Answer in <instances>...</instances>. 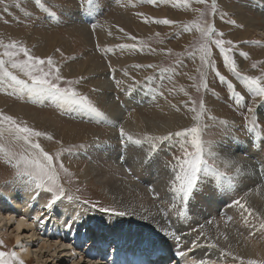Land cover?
<instances>
[{"label": "rangeland", "instance_id": "rangeland-1", "mask_svg": "<svg viewBox=\"0 0 264 264\" xmlns=\"http://www.w3.org/2000/svg\"><path fill=\"white\" fill-rule=\"evenodd\" d=\"M42 3L49 11H55L58 19H53L44 8L38 7L35 0H3V3H0V41L4 44L16 41L26 47L33 56L45 60L51 57L55 66L60 69V75L65 80H79L78 84L73 85L77 91L86 95L109 117L107 122L99 121L83 110L61 106L50 97H29L26 93L8 87L7 83H0V113L10 115L18 123L23 122L28 127L52 137L51 140L47 139V136L34 139L54 157L60 153L59 163H63L69 173L66 175L59 172V183L66 193L63 197L66 200V207L63 210L68 213L73 211L70 221L75 220L79 223L71 228L70 235L72 233L71 236L75 239L64 238L59 241L55 238L48 240L50 243H45L38 236H31L30 230L17 231L13 221H6L5 215L0 213V241H3L0 251L16 252L19 241L21 244L29 245V255L25 264H114L112 256L109 253L105 255V249L90 248L109 236L111 226L102 223L81 205L89 206L92 211L100 210L102 213L115 216L118 212H125L132 217L134 213L137 215L139 213L135 211L133 202L129 203L133 204L132 208L123 206L131 210L130 213L123 210L121 205L114 201L111 191L104 189L96 181L95 175L89 168L87 169L91 164L90 157H100L96 148L91 145L99 146L106 141L121 143L120 128L134 139H141L145 134L162 136L169 131L190 127L194 123L192 119L194 113L190 109L195 106L199 111L201 99L204 101L207 114L217 117L216 121H212L205 115L203 123L208 127L204 129L203 138L214 141L215 150L221 156H231L241 161L245 170L246 175L240 177L235 184L234 188L239 193L235 200L245 203L246 207L252 210V215L264 218V177L260 175L258 163L264 161V142L253 143L252 134L246 131L244 120L248 114L247 107L253 104V99L243 87L240 78L230 71L215 44L209 45L211 49L209 59L215 65V70L207 64H202L200 59L202 53L199 51L201 33L197 29V24L203 26L205 21L212 23L217 32L223 33L222 37L214 39L233 42L231 45L225 44L224 47L231 49L227 54L235 61L241 76H259L264 73V0H216L217 12L214 15L209 14V9L195 0H187L186 3L181 0H99V7L91 14L81 11V0H42ZM208 3L210 5L211 0H208ZM197 9L205 12V15L201 17ZM163 19L176 23L165 25L156 22ZM104 24L108 28H113L108 30ZM184 25H188L190 30L186 31ZM81 27L87 31V38L79 31ZM122 45L128 47H121ZM3 51L4 49L0 48V53ZM241 53H247V58ZM20 58H23L22 54ZM253 63L257 64L256 68H252ZM79 66L82 69L81 73L73 75L71 71L80 69ZM10 70L22 79H27L17 70ZM217 71L225 77L224 82L216 75ZM229 82L245 97L246 105L238 106L235 103L227 87ZM203 83L207 84L206 89L202 86ZM129 87H132L130 94L127 91ZM130 101L134 104L128 109L126 103ZM258 113L264 125V107L259 108ZM220 120L228 121L229 128L225 129L220 125ZM70 130L71 132L76 130L78 133L71 134ZM79 136L91 137L78 140ZM70 139L72 141H69ZM9 146L17 153L23 151L20 144L15 142H9ZM132 146H134V150L130 151L133 153L132 157L139 159L145 166L144 170H139V173L144 175L140 177L141 181L138 176L130 177L137 191L143 193L146 201H149L142 205L143 208L140 210L150 208L152 210L150 214L155 213L154 217L162 218L161 228L181 235V240L176 242L163 232L159 233L165 239L174 241L177 246L180 244L188 247L189 252L182 251L184 256H179L180 264H193L192 260L196 261L199 258L209 261L210 264H242V261L246 264L247 259L242 258L241 253L247 254L245 248L247 244H244L242 238L251 237L241 229V225L244 224L243 228H246L245 224L253 219L247 218L246 221L243 218L242 224L236 223L233 218L229 220L228 217L232 215H236L237 218L248 217V213L238 205L231 206L233 201L220 207V202L224 198L222 196L218 199L220 204L216 205L211 197L217 198V191L219 192L221 188L216 187L214 182L206 183L202 190L195 192L194 198L190 199L186 207L179 202L175 208L170 207L174 193L170 191L169 184L171 168L166 165L174 156L181 155L178 139L163 142L158 153L147 161L148 144L133 143ZM128 148L131 147L120 145L114 150L125 152ZM159 150L162 152L165 150L166 162L159 161ZM238 154L241 158L235 157ZM15 172L16 169L12 165L0 158V189L4 187L5 182L15 179ZM146 174L152 176L150 178L146 176L148 178L146 179L144 178ZM150 182L152 183L149 184ZM144 184H147V187L144 188ZM117 188L113 190L116 192ZM121 188L125 189L123 186L119 187L120 190ZM68 196L72 199L69 200ZM211 204L212 209L216 207L215 213L206 209V206ZM56 206L57 203L52 208L54 213L57 212ZM230 207L232 210L226 211ZM181 212L183 215H180ZM138 218L135 220L145 222L144 218ZM259 220L262 221L261 218ZM205 223L210 226V230L219 225L217 228L219 233L230 228L232 232L229 235L230 239L228 237L227 240L232 242L228 246L234 248L237 253L240 252V255L237 253L235 256L227 255L222 237L214 238L213 231L210 238ZM152 224L156 231L155 226L158 224ZM58 230L60 231V228ZM201 231L205 236L199 235ZM193 240L197 243L195 247L192 245ZM158 241L155 238V242ZM113 243H109L108 248ZM209 243L216 244V247H208ZM256 243L264 250V236L259 235ZM124 245L130 247L128 241ZM177 246L172 247L176 250ZM203 249L208 250L202 252ZM186 253H194L196 257L189 258ZM172 256L173 254L169 259Z\"/></svg>", "mask_w": 264, "mask_h": 264}, {"label": "snow or ice", "instance_id": "snow-or-ice-1", "mask_svg": "<svg viewBox=\"0 0 264 264\" xmlns=\"http://www.w3.org/2000/svg\"><path fill=\"white\" fill-rule=\"evenodd\" d=\"M181 2L186 3L187 0H181ZM195 2L205 5L209 9V14L214 15L217 12L216 0H211L210 5L208 0H195ZM0 3H3V0H0ZM35 4L38 7L44 8L53 19H58L56 12L49 11L48 8L44 7L42 0H35ZM97 7H99V0H81V11L85 14H91ZM197 11L200 12L201 17L205 15V12L200 9H197ZM156 22L165 25L176 23L169 19L158 20ZM230 23H235V21H230ZM184 29L186 31L190 30L188 25H184ZM197 29L201 33L199 51L202 53L200 57L202 64H207L215 70V65L209 59L211 56L209 45L215 44L220 49L230 71L240 78L243 87L253 99V104L247 107L248 114L244 117L245 129L248 133L252 134L254 144L257 141L264 142V125H262L258 113V109L264 107V73L259 76H241L237 71L235 61L227 54L231 49L224 47L225 44L231 45L233 42L220 38L214 39V37H222L223 33L217 32L214 25L208 21H205L203 26L197 24ZM121 31L123 30L121 29ZM121 47H128V45H122ZM0 48L4 49L0 53V83H7L8 87L16 89L20 93H26L29 97H50L59 102L61 106L74 107L87 112L99 121H108L105 113L93 104L86 95L77 91L73 86L78 84L79 80H65L60 75V69L55 66L51 57L45 60L33 56L26 47L18 44L16 41H11L7 44L0 41ZM21 54L23 58H20ZM241 55L247 58V53H241ZM45 67L47 70H45ZM149 67L152 66L149 65ZM256 67L257 64L253 63L252 68ZM10 69L17 70L24 77H27V79H22ZM216 75L222 82L225 81V77L220 75L218 71ZM202 86L205 89L207 88L206 83H203ZM227 87L238 106L246 105L245 97L236 91L232 83L229 82ZM127 91L130 94L132 87H129ZM193 103L195 104L196 102ZM190 110L194 113L192 117L194 121L193 125L177 131H169L166 135L152 136L145 134L141 139H134L123 128L119 129L122 143L131 142L136 145L148 144L146 161L152 158L163 142L170 141L173 138L178 139L181 155L174 156L172 161L166 165V167L171 168L172 172L169 181L170 191L174 193L173 203L170 206L172 208L176 207L177 202L182 203L186 207L190 199L194 198V193L202 190V186L206 183L214 182L215 186L221 189L234 188L237 180L246 175L240 161L231 156H221L215 150L214 141L203 138L204 129L208 127L207 124L203 123L205 115H207V119L209 120H217V117L207 114L203 99L199 101V111H197L195 106ZM219 124L223 125L225 129L229 128V122L226 120H220ZM41 136H47V134L28 127L23 122L18 123L10 115L0 113V158L16 169L15 178H26L24 182L30 186V190L34 193L33 199H37L41 192L51 194L44 208L52 209L66 195L64 188L59 183V172H63L66 175L69 173L63 163H59V152L54 157L46 152L38 142H35L34 138ZM47 139L51 140L52 137L47 136ZM9 142L20 144L23 151L19 153L13 151L9 146ZM258 163L260 175L264 177V161H258ZM0 198H3L2 193H0ZM67 198L69 200L72 199L71 196ZM233 205H238L240 209L248 213V216L252 215V210L246 207L245 203H241L240 200L233 201ZM101 210L106 211V209ZM115 214L119 216L126 215L125 212ZM180 215H183V212ZM144 218L147 219V217ZM247 218L244 217L246 221ZM20 219L23 221L25 218L21 217ZM29 219H35V222L41 225L45 223V218H41L40 216L35 218L29 217ZM228 219L231 220V217H228ZM75 223V220L72 223L66 222L65 227L70 230ZM208 223L212 222L208 221ZM21 227V225H18V230ZM200 227L203 228V225ZM260 227L264 229V222L260 224ZM160 231L165 236L174 238L176 242L181 240V235L170 232L167 228L162 227ZM193 231H196V229H193ZM199 235L203 236V231ZM197 239H199V236ZM192 243L196 245L195 240ZM17 246H20L22 251H26L20 245L19 241H17ZM0 247H3V241H0ZM208 247L214 248L216 244L209 243ZM176 255L182 257L184 253L177 251ZM227 255L232 254L227 253ZM234 259L241 258L234 257ZM0 264H25V261L15 251H0ZM193 264H210V262L207 260H199L193 261ZM242 264H245V262L242 261ZM246 264H264V258H250L246 261Z\"/></svg>", "mask_w": 264, "mask_h": 264}, {"label": "bare ground", "instance_id": "bare-ground-1", "mask_svg": "<svg viewBox=\"0 0 264 264\" xmlns=\"http://www.w3.org/2000/svg\"><path fill=\"white\" fill-rule=\"evenodd\" d=\"M105 26H106V28H108L107 25H105ZM81 28L82 29L79 31H81L84 34V36L87 38V31H85L84 27H81ZM110 28H113V27H109L108 30ZM106 31H105V33H106ZM101 32L103 33V31H101ZM99 35H100V33H99ZM79 67H80V69L77 68L76 71H74V72L71 71V73L73 75H75L76 73L80 74L81 73L80 71H82V69H81V66H79ZM90 69H92V67ZM69 71H70V68H69L68 72ZM68 72L66 73V75L68 74ZM132 104H134L133 101L132 102L130 101L128 104L126 103L127 108L129 109L131 107L130 105H132ZM144 104H145V102H144ZM120 110L124 111V109H120ZM118 114H119V112H118ZM43 123H44V121H43ZM138 125H140V124H138ZM48 126H50V125H48ZM129 127H131V126H129ZM112 130H114V129H112ZM75 131L76 130H74L73 132H75ZM70 132H71V130H70ZM73 132H71V134H73ZM83 134L85 135L86 133H83ZM63 135H65V134H63ZM86 135H89V134H86ZM90 137L89 136H87V137H85V136L80 137L79 136L77 138L79 140V139H83V138L88 139ZM66 138H67V136H66ZM71 139L69 141H72ZM73 139H74V137H73ZM110 139H112V138H110ZM120 139H122V138H120ZM103 143H104V141H103ZM92 144H93V142H92ZM132 144L133 143H131V142L111 143L109 141H106L104 144L99 145V146L90 144L91 146L96 148V151L98 152L100 157H98V156L90 157L89 162L91 164L89 165V167L87 166V169L89 168V171H91L95 175V177L97 178L96 181L98 183H100L104 189H108V191H111V193L115 199L114 201L116 203L118 202L119 205H121L123 210L130 213L131 210H127V208L131 207V205L133 206V204H134V207L136 209V210L135 209L134 210L139 213V215L134 213V217H132L128 214H126L124 216H119V215L115 216V215H110L107 213H102L100 210L92 211L91 208H89V206H85L84 204L81 203L82 204L81 206L83 209L89 210L92 213V215L95 216L97 219L101 220L102 223L111 226V231L109 233V236L107 238L104 237L103 239H101L100 243L96 244L95 247H90V248L92 250L105 249V255L107 253H109V255L112 256L111 259H112V261H114V264H160L163 262L166 264H180L181 261L179 259V256L176 255V252L177 251L189 252L188 247H185L184 245H180V244L177 246L174 241H169V240L165 239V237H163L161 234H159L160 233L159 228H161L162 218H158L157 216L154 217L155 213H154V215L150 214L149 212L152 211L150 208H148L145 211H144V209L140 210L141 208H143L141 206L145 205L149 201H146L143 193H140L137 191V189L135 187L136 185L134 186V183H133L134 181L132 182L131 178L138 176L137 178L139 179L141 176H144V175H141V173H139V170H144L145 166H143L140 163L139 159H135L134 157H132L133 153H130L131 150H134V146H132ZM120 145H123L126 148L127 147H131V148L126 149L125 152H121L119 150H118L119 152H116L114 149L119 148ZM106 148H111V149L107 150ZM164 154H165V150H163V152L159 150V155H160L159 161L166 162L165 161L166 157H164ZM239 156H241V155L240 154L235 155V157L241 158ZM240 163H241V161H240ZM159 164H160V162H159ZM245 164H247V163H245ZM149 175H151V174H149ZM146 176H148V175L146 174L144 178H146ZM151 176H148V178H150ZM129 178H130V180H129ZM144 178L142 177V179H144ZM148 178H146V179H148ZM25 180H26L25 178H15L9 182H5L3 184L4 187L0 189L1 193L3 194V198H0V213L5 215V218H6L5 220L8 222L13 221L14 227L17 231H19L18 225L22 226L20 228V230H22V229L30 230L31 236L32 235L38 236L41 240H43V242L45 241V243L49 242L48 240L55 239V238L59 239V241H60V239H64V238H66V239L70 238L72 240L75 239V237L71 236V235H73L72 233L70 235V232H72L71 229L69 230L65 227L66 222L72 223L70 221V219L72 217L71 213L73 212V211H69V213H68V212H65L63 210V208L66 207L65 206L66 200H64V198H62L60 201L57 202L58 208L56 206L57 210L55 209L57 212L54 213V211L52 209L44 208V205L47 203V200L50 198L51 194H47L46 192H41L40 196L37 199H33L32 197H33L34 193L30 190V186L24 182ZM162 180H164V179H161V181ZM140 181H141V178H140ZM146 182H148V181L146 180ZM146 182H144V183H146ZM164 182H165V180H164ZM151 183L152 182H150L149 184H151ZM160 183H162V182H160ZM146 185L147 184H144V188L147 187ZM122 186L125 188L124 190H122V188H121V190L119 189V187H122ZM138 186H139V183H138ZM141 186H142V184H141ZM115 187H118L116 192L113 190V188H115ZM158 188H160V187H158ZM158 188H156V189H158ZM146 189H148V188H146ZM151 189H152V187H151ZM156 189L153 188V190H156ZM152 191H150V192L152 193ZM161 192H162V189H161ZM147 193H148V191H147ZM154 193H157V192H154ZM217 193H218V194H216L217 198L216 197H211V198L213 199L212 201L215 202V204L221 203L220 207L228 205L227 202L234 201L239 196L238 195L239 193H238L237 189H235V188L234 189H232V188L221 189L219 192L217 191ZM153 195H155V194H153ZM220 196L224 197L222 202H220L218 200L219 198H221ZM163 198H165V197H163ZM72 201H74V199ZM72 201H69V202H72ZM150 201H151V199H150ZM131 202H133V204H129ZM218 202H220V203H218ZM212 204L207 205L206 209L209 210L210 212H212V210H213V213H215L216 207H214L212 209V207H213ZM215 204H213V205H215ZM125 205H127L128 207ZM123 206L127 207V208H124ZM231 206L237 207L236 205H231ZM145 207H147V205ZM218 210H217V212H218ZM231 210H232V208L230 207L226 211H231ZM156 213H157V211H156ZM74 215H76V213ZM38 216H40L41 218H45V223L43 225L36 223L35 219H29V217L35 218ZM216 216H218V215L216 214ZM258 216H259V214H258ZM21 217H24L25 219L23 221H21V219H20ZM138 217H142V218L147 217V219L144 218L145 222L135 220ZM156 217H157L159 222H157ZM208 217H210V216H208ZM238 217L239 218H237L236 215L235 216L232 215L231 218L235 219L234 221L236 223L242 224V220L246 216H238ZM259 218H261L262 221L264 222V218H262V217H259ZM259 218L255 215L248 216V219H253V220L248 221L245 224L246 228H243L244 224L241 225V229L245 233L250 234V237H251L249 239L248 238L247 239L242 238L244 241V244H247L245 247V248H247V254L241 253V257L244 259H247V260L250 258L251 259L264 258V250L260 249L258 247V244L256 243L257 238H259V235L264 236V229H262L260 227V224L262 223V221L259 220ZM76 223H78V222H76ZM152 223L158 224V226H155L156 231H154V229H153L154 226ZM75 224L73 226H75ZM58 228H60V231L58 230ZM217 228H219V225H216L214 227V230H210V226H208L207 224L205 226V229H206L209 237L212 238L210 236V234L214 231V234H213V235H215L214 238H216L218 236L222 237V241H223V244L226 246L225 250L227 251V253H231L232 254L231 256H235V253H237V251L234 248L228 246L231 244L232 241L230 242L227 240L232 231L229 228V229H223L219 233V230ZM110 234H111V236H110ZM111 237L113 238V241H111ZM155 238H156V240L158 239L159 241L155 242ZM202 239H204V238H202ZM229 239H230V237H229ZM126 241L129 242L130 247L129 246L125 247L124 244ZM112 242H114L113 245L110 246V248H108L109 243H112ZM214 242H216V241H214ZM20 245H22L23 248L26 249V251H22L21 247L18 246L19 248L17 249L16 253L20 256V258L24 259V261H25L28 259V255H29V245H28V243L21 244V242H20ZM186 245H187V243H186ZM172 246H177L176 250ZM220 246H222V245H220ZM43 247H45V246H43ZM193 247H195V246L193 245ZM91 249H90V251H91ZM206 250H208V249H203L202 252H204ZM239 253H237V255H240ZM172 254H173L172 258L169 259V256ZM186 254H188L189 258L190 257H192V258L196 257V255L194 253L193 254L192 253H190V254L186 253ZM199 260H202V259L199 258ZM199 260L196 259V261H199ZM184 262H186V261H184ZM192 262H193V260H192ZM211 263H213V262L211 261Z\"/></svg>", "mask_w": 264, "mask_h": 264}]
</instances>
